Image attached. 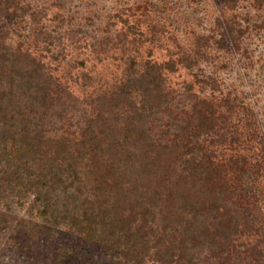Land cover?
Returning a JSON list of instances; mask_svg holds the SVG:
<instances>
[{
  "label": "rangeland",
  "instance_id": "1",
  "mask_svg": "<svg viewBox=\"0 0 264 264\" xmlns=\"http://www.w3.org/2000/svg\"><path fill=\"white\" fill-rule=\"evenodd\" d=\"M0 42L42 62L54 81L52 104L33 112L52 136L78 138V122L97 112L96 98L126 81L131 69L146 76L150 64L159 68L169 95L168 111L159 113L154 127L160 141L173 142L172 134L161 133L172 120L189 115L196 100L211 103L217 133L201 140L215 164L210 176L216 173L213 178L232 189L237 202L230 204L249 208L253 220L226 256L229 264H257L249 246L264 252V0H0ZM61 89L79 99L75 108L62 105L68 96ZM22 109L28 115L31 106ZM2 133L0 125V150ZM173 167L179 172L182 163ZM81 179L86 182H80L75 200L68 198V208L109 198L96 181ZM4 195L0 264H138L66 224H54L49 208L43 215L32 192ZM68 195L59 191L48 202ZM160 213L155 236L168 240L174 226ZM196 256V264H219L206 249ZM141 264L162 263L151 253Z\"/></svg>",
  "mask_w": 264,
  "mask_h": 264
},
{
  "label": "trees",
  "instance_id": "2",
  "mask_svg": "<svg viewBox=\"0 0 264 264\" xmlns=\"http://www.w3.org/2000/svg\"><path fill=\"white\" fill-rule=\"evenodd\" d=\"M163 80L153 64L146 76L131 69L126 81L96 98L97 112L78 122V138L52 136L34 114L38 107L52 104L54 81L42 62L0 42V125L5 144L0 150L5 166L0 169V200L6 192H32L35 202L43 205V215L49 208L54 224L68 225L73 233L99 242L126 261L141 264L153 253L162 264H196V253L206 249L216 263L229 264L226 254L234 238L244 229L250 231L253 220L249 208L232 206L237 202L232 189L222 187L213 178L216 173L210 176L215 164L201 140L217 133L215 108L205 99L196 100L189 115L172 120L161 133L172 134L173 142L160 141L154 127L161 121L159 113L168 111L169 101ZM60 91L68 96L62 105L79 104L69 91ZM26 104L31 109L22 115ZM177 163H182L179 172L173 167ZM82 176L96 181L97 190L109 198L68 208V198L75 200L80 182H86ZM59 191L69 192L67 200L49 203ZM155 213L174 226L173 232L162 233L170 235L168 240L155 236ZM249 247L254 261L264 264L262 249Z\"/></svg>",
  "mask_w": 264,
  "mask_h": 264
}]
</instances>
